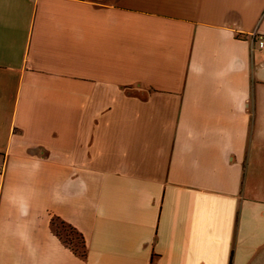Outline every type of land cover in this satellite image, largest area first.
Wrapping results in <instances>:
<instances>
[{
	"label": "crops",
	"instance_id": "crops-1",
	"mask_svg": "<svg viewBox=\"0 0 264 264\" xmlns=\"http://www.w3.org/2000/svg\"><path fill=\"white\" fill-rule=\"evenodd\" d=\"M259 36L264 0H0V264H264Z\"/></svg>",
	"mask_w": 264,
	"mask_h": 264
},
{
	"label": "trees",
	"instance_id": "trees-1",
	"mask_svg": "<svg viewBox=\"0 0 264 264\" xmlns=\"http://www.w3.org/2000/svg\"><path fill=\"white\" fill-rule=\"evenodd\" d=\"M57 221L58 223H56ZM52 225L54 227L57 236L75 253L80 256H85L86 254V243L83 235L79 233L73 226L67 224L59 218L51 219Z\"/></svg>",
	"mask_w": 264,
	"mask_h": 264
},
{
	"label": "built area",
	"instance_id": "built-area-1",
	"mask_svg": "<svg viewBox=\"0 0 264 264\" xmlns=\"http://www.w3.org/2000/svg\"><path fill=\"white\" fill-rule=\"evenodd\" d=\"M258 45H259L260 48H262L264 46V40H263L262 36H259V38H258ZM2 170H3V166L0 165V172Z\"/></svg>",
	"mask_w": 264,
	"mask_h": 264
},
{
	"label": "rangeland",
	"instance_id": "rangeland-1",
	"mask_svg": "<svg viewBox=\"0 0 264 264\" xmlns=\"http://www.w3.org/2000/svg\"><path fill=\"white\" fill-rule=\"evenodd\" d=\"M56 223H58L57 221H55Z\"/></svg>",
	"mask_w": 264,
	"mask_h": 264
}]
</instances>
